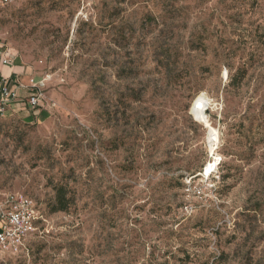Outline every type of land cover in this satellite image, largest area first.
Segmentation results:
<instances>
[{
    "label": "rangeland",
    "instance_id": "1",
    "mask_svg": "<svg viewBox=\"0 0 264 264\" xmlns=\"http://www.w3.org/2000/svg\"><path fill=\"white\" fill-rule=\"evenodd\" d=\"M0 49L50 76L0 119V193L46 219L0 264H264V0L17 1Z\"/></svg>",
    "mask_w": 264,
    "mask_h": 264
},
{
    "label": "built area",
    "instance_id": "2",
    "mask_svg": "<svg viewBox=\"0 0 264 264\" xmlns=\"http://www.w3.org/2000/svg\"><path fill=\"white\" fill-rule=\"evenodd\" d=\"M17 1L23 0H0V13ZM14 62L15 58L8 51L0 53L3 67H10ZM22 76L16 74L7 77L0 71V119L7 118L12 106L18 102L24 103L32 111L45 106L44 87L50 76L38 80L28 73V83L22 81ZM40 221L46 219L30 197L21 193H0V258L22 254L29 256L31 237L43 235L38 227Z\"/></svg>",
    "mask_w": 264,
    "mask_h": 264
},
{
    "label": "trees",
    "instance_id": "3",
    "mask_svg": "<svg viewBox=\"0 0 264 264\" xmlns=\"http://www.w3.org/2000/svg\"><path fill=\"white\" fill-rule=\"evenodd\" d=\"M246 74H247V68L245 64H241V66H239L236 69L235 73L233 72V69L230 67L229 68V75H230L229 86L231 87L240 86L243 83L246 77ZM69 207H70V200L67 198L66 188L64 186H61L56 189V204H55L53 211L54 212H64V211H67ZM31 245L32 243L30 242L29 243V256L31 252Z\"/></svg>",
    "mask_w": 264,
    "mask_h": 264
},
{
    "label": "crops",
    "instance_id": "4",
    "mask_svg": "<svg viewBox=\"0 0 264 264\" xmlns=\"http://www.w3.org/2000/svg\"><path fill=\"white\" fill-rule=\"evenodd\" d=\"M1 52L2 51L0 49V53ZM24 69L25 68H23L21 66H16L15 62L10 67H3L0 63V71H2L5 74V76L11 77V76L16 75V74L23 75L22 76L23 81H25V79H26V78L23 79V77L26 76V74H28V72L25 71ZM21 94H23V92H21ZM35 112L36 111H32L31 109H28L24 103L18 102L12 106V109L8 113L7 117H11L14 115H22V114H34Z\"/></svg>",
    "mask_w": 264,
    "mask_h": 264
},
{
    "label": "bare ground",
    "instance_id": "5",
    "mask_svg": "<svg viewBox=\"0 0 264 264\" xmlns=\"http://www.w3.org/2000/svg\"><path fill=\"white\" fill-rule=\"evenodd\" d=\"M208 170H209V168H208Z\"/></svg>",
    "mask_w": 264,
    "mask_h": 264
}]
</instances>
